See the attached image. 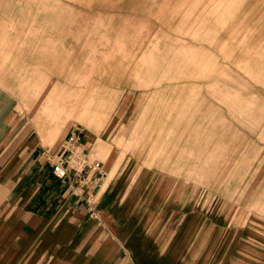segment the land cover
<instances>
[{"label": "rangeland", "instance_id": "rangeland-1", "mask_svg": "<svg viewBox=\"0 0 264 264\" xmlns=\"http://www.w3.org/2000/svg\"><path fill=\"white\" fill-rule=\"evenodd\" d=\"M26 1L35 7L49 3ZM73 1L80 8L76 23L90 22L89 42L76 30L74 49L68 45L64 56L77 66L76 92L48 94V113L60 125L51 126L45 116L39 125L53 133L62 129L63 135L84 127L94 134L104 115L106 124L94 136L115 151L109 180L131 163L136 171L162 166L165 177L178 179L185 178L180 167L185 162L201 165L187 173V181L203 185L204 212L217 215L219 227L251 233V247L264 244V191L258 193L264 179V0ZM33 25L22 31L21 44L0 46V76L10 66L14 71L15 52L31 44L38 52L40 30ZM11 32L16 31L2 29L0 35ZM58 42L43 41L51 60ZM27 64L11 80L17 85L13 96L22 101L18 110L30 123L42 111L41 91L54 89L56 79L39 75L38 61ZM99 90H106L104 108ZM183 149L186 154H180ZM95 159L102 161L91 156Z\"/></svg>", "mask_w": 264, "mask_h": 264}, {"label": "crops", "instance_id": "crops-1", "mask_svg": "<svg viewBox=\"0 0 264 264\" xmlns=\"http://www.w3.org/2000/svg\"><path fill=\"white\" fill-rule=\"evenodd\" d=\"M78 7L73 0H49L38 7L26 0H0V31L11 27L16 31L10 37L0 35V46L21 44L22 31L32 24L40 30L38 52L33 44L15 52L10 63L14 71L10 66L0 76L4 79H0L4 86L0 88V264H264V244L258 241L251 247L247 240L251 233H235V227L229 225L219 227L218 216L204 212L203 185L187 181V173H197L192 168L201 165L192 167L185 162L180 166L185 178L178 179L165 177L162 166L136 171L131 163L120 167L109 180L117 162L112 157L115 151L108 140L94 136L106 124L104 115L94 134L81 124L85 129L80 144L90 160L91 156L102 159L105 174L99 185L93 179L97 175L84 182L85 176L55 178L50 159L61 152L73 129L64 135L62 129L46 131L38 118L45 116L51 126H59L48 113L47 95L68 97L76 92L73 72L77 66L73 57L65 61L64 56L68 45L74 49L76 30L89 42L90 22L76 23ZM32 18L38 22H28ZM16 39L20 41L12 43ZM50 39L60 40L54 60L45 56L43 41ZM31 61H38L39 75L56 82L52 83L54 89L41 91L42 111L27 123L18 110L22 101L13 96L17 85L11 77ZM64 77L67 87L63 90ZM105 92L98 91L105 99L100 100V108L106 105ZM172 189L175 192L170 196ZM258 190L264 191V179ZM258 199L263 201L261 196ZM241 252L246 256L241 257Z\"/></svg>", "mask_w": 264, "mask_h": 264}, {"label": "built area", "instance_id": "built-area-1", "mask_svg": "<svg viewBox=\"0 0 264 264\" xmlns=\"http://www.w3.org/2000/svg\"><path fill=\"white\" fill-rule=\"evenodd\" d=\"M84 129L74 128L66 141L62 144L61 152L54 155L50 159L52 165V173L59 180L67 179L70 175L75 177H83L82 182L86 181L90 176L99 185L104 177L102 162L98 160L91 161L88 151L80 143L82 141V131ZM92 173H88V171Z\"/></svg>", "mask_w": 264, "mask_h": 264}]
</instances>
